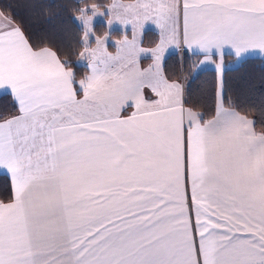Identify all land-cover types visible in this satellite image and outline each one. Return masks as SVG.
<instances>
[{
  "label": "snow or ice",
  "instance_id": "obj_1",
  "mask_svg": "<svg viewBox=\"0 0 264 264\" xmlns=\"http://www.w3.org/2000/svg\"><path fill=\"white\" fill-rule=\"evenodd\" d=\"M77 5L67 51L0 13V264H264V121L232 103L223 60L264 58V0ZM106 15L132 25L115 55ZM172 47L214 63L210 118L163 72Z\"/></svg>",
  "mask_w": 264,
  "mask_h": 264
},
{
  "label": "trees",
  "instance_id": "obj_2",
  "mask_svg": "<svg viewBox=\"0 0 264 264\" xmlns=\"http://www.w3.org/2000/svg\"><path fill=\"white\" fill-rule=\"evenodd\" d=\"M90 2L107 5L110 0H90ZM77 7V0H0V11L23 27L32 41L55 40L51 46L63 48L65 51L70 45L75 47L78 24L71 18L78 15ZM94 31L97 35L102 33L104 25L97 23ZM152 36L150 31L146 33V37ZM229 58L232 56L225 55V59ZM196 61L195 55L184 53L181 59L175 52L165 59L164 73L170 78H179L181 74L190 77ZM78 70L82 73L87 71L83 67H78ZM225 78L230 88L228 96L231 97L232 103L242 114L255 119L256 129L259 131L261 122L264 121V115H261L260 110L261 102L264 101L263 59L247 57L240 61L237 67L226 68ZM214 83L215 73L212 70H204L186 81V87L190 92L189 103L203 112L205 118L211 116L208 109L211 106ZM245 84L248 86L245 87ZM8 99L0 95V108L10 107ZM8 187L7 176L0 175V192H4Z\"/></svg>",
  "mask_w": 264,
  "mask_h": 264
},
{
  "label": "crops",
  "instance_id": "obj_3",
  "mask_svg": "<svg viewBox=\"0 0 264 264\" xmlns=\"http://www.w3.org/2000/svg\"><path fill=\"white\" fill-rule=\"evenodd\" d=\"M111 2H112V0H110V2L108 4H110ZM117 2L120 3V4L128 5V4L137 3V0H117ZM100 11L104 12L105 9L104 8H100ZM0 13H2V12L0 11ZM89 15H91V13H89ZM3 16L4 17H8L5 14H3ZM109 19H113L114 20V23H113V25L111 27H109L108 24H107V21ZM97 23H102L104 25V31L102 33L98 34V35L95 33V35L103 36L106 33H108L110 35V40L108 41L106 47H107L108 52L113 54V55H115L116 51H117V48L115 46V42L116 41L122 40L125 35H127L129 39H131V37H132V25L131 24H128V25L122 24L119 21L115 20L113 16H107L106 15V16L94 17L93 18V30H94V27H95V25ZM142 23H143L144 27L142 29H139V28L137 29L138 37L140 39H142V41H143L142 47L149 48L153 44V42H152L153 39H154V41L158 40V38H159V28L155 24H153L152 21H143ZM148 31H150L153 34L152 40L149 43H148V39L146 37V33ZM94 46H95V44L93 43V47ZM177 51H179V50L176 49L175 47H172V48H169L168 51L166 52L164 61L162 62V70H163V72H164L163 66H164V63H165V59L170 54H173V53H175ZM186 53L192 54V50L191 49H187ZM225 55H228V54H225ZM225 55L223 57V60H224V63L226 65V68H235V67L238 66V64L240 62H235V59H234V57L232 55H231L232 58H229L228 60L225 59ZM195 56H197L196 72L198 73V72L203 71V70H212L215 73V80H216V77H217L218 74L215 71L214 63L212 61H209L208 63H206V64L201 66L200 65V61L203 60V56H201V55H195ZM248 57H260L264 61V58H262L261 56H248ZM219 59H220L219 56L213 57V60L216 63H219ZM151 63H152V60L148 56L141 55V57L139 58V65H140V67L142 69L143 68H147ZM179 78L181 79V82H183L186 85V80H184V77L180 76ZM172 79H176V78H172ZM206 118H210V117H206ZM249 118L252 119L251 117H249ZM0 175H4V174L2 172H0Z\"/></svg>",
  "mask_w": 264,
  "mask_h": 264
},
{
  "label": "rangeland",
  "instance_id": "obj_4",
  "mask_svg": "<svg viewBox=\"0 0 264 264\" xmlns=\"http://www.w3.org/2000/svg\"><path fill=\"white\" fill-rule=\"evenodd\" d=\"M147 39H148V43H149V42H151L152 37H147ZM177 53L179 54V58L182 59V57H183V55H184L185 52L177 51ZM196 64H197V61H196ZM196 64H195V67H194V69H193L192 75H190V77H187L186 74H181L180 76H181V77H184L185 79H187L186 81H188V78H189V79H191V77L193 78V76H194L195 74H197V72H196ZM203 71H204V70H203ZM200 72H202V71H200ZM200 72H198V73H200Z\"/></svg>",
  "mask_w": 264,
  "mask_h": 264
}]
</instances>
